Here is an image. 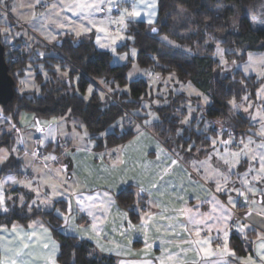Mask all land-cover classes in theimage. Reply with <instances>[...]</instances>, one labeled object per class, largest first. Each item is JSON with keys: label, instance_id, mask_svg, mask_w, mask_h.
Segmentation results:
<instances>
[{"label": "crops", "instance_id": "0c3cea01", "mask_svg": "<svg viewBox=\"0 0 264 264\" xmlns=\"http://www.w3.org/2000/svg\"><path fill=\"white\" fill-rule=\"evenodd\" d=\"M102 3L110 6L111 15L106 10L95 13L96 7L103 9ZM62 4L65 22L53 27L94 20L115 24L117 31L125 32L128 24L153 25L157 19V0H103L89 14H83L82 3L71 0L66 7ZM96 35V29L71 28L59 40H88L97 49ZM59 119L37 120L30 114L20 115L17 128L29 125L36 134L29 154L35 174L39 166L53 167L54 171L41 181L42 193L38 195H43L42 203L39 198L35 202L36 192L30 187L32 183L37 186L35 176L28 172L25 181L20 180L22 173L8 172L0 180L1 213L23 206L27 211L52 209L61 221V234L90 243L100 255L113 258L115 264H264V210L252 204L254 195L260 204L264 203V194L257 191L263 181L251 182L250 190L234 182L235 193H228L226 185L223 192H218L212 181L194 172L191 161L199 159L178 154L148 128L139 125L123 144L94 151L92 144L62 141ZM48 144L58 150H46ZM36 145L42 148L40 158L33 155ZM127 187H132L145 204L137 223H132L115 202L114 196ZM12 192L15 194L9 196ZM20 192L23 197L18 206ZM59 201L64 211L53 208ZM239 204L243 219L233 217L231 211ZM231 232L243 239L251 234L249 253L236 256L229 249ZM209 233L226 237V242L218 243L221 239L213 236L209 239ZM58 255L59 245L42 222L0 228V264H59Z\"/></svg>", "mask_w": 264, "mask_h": 264}, {"label": "trees", "instance_id": "16d2710c", "mask_svg": "<svg viewBox=\"0 0 264 264\" xmlns=\"http://www.w3.org/2000/svg\"><path fill=\"white\" fill-rule=\"evenodd\" d=\"M260 4V0H157V19L153 25L144 23L128 24L125 34L129 40L117 51L124 52L129 47L137 50L136 63L148 73L159 75L173 74L181 82H189L199 91L208 95L211 100L205 110V117L211 123L225 128L224 136L243 134L249 121L241 114L230 112L229 101H239L244 94L254 97L258 82L254 77H244L240 71L220 77L217 74L219 65L213 57L215 43L223 46L229 59L243 60L249 51L264 50V28L251 27L245 8ZM240 17L231 31H226L231 19L237 14ZM114 32L117 26L113 27ZM154 30V33L151 31ZM164 35L181 49H173L163 44L158 37ZM1 43V42H0ZM16 45H21L16 42ZM4 48V57L8 74L12 77L13 97L5 105L0 106V114L10 119L17 126L21 114L33 115L37 120L52 118L78 119L84 126L94 151L114 148L129 140L136 132L135 128L114 127L107 129L119 120L128 117L132 111L141 110L142 99L146 97L148 84L143 79L128 81L126 74L130 62L120 66L111 65V55L96 49L91 41L75 42L69 37L59 40L55 46H41L52 50L55 55L38 56L30 60V53H15V60H7L8 47ZM11 55V54H10ZM47 60L66 64L69 67L67 80L58 79L50 70L52 64ZM28 62H44V69L49 79L43 81L36 72L35 82L38 91L19 92L17 81L23 77ZM76 79L75 86L72 85ZM100 83L103 94L95 89L88 98H84L89 85ZM75 88L78 92L75 91ZM159 122L151 126H142L141 116L132 115L133 122L148 128L153 135L167 147L172 148L184 157L204 158L210 150V137L216 136L215 128L206 132L195 129L192 121L189 127H183L179 118L171 114L172 109H158ZM181 129V132L178 131ZM13 132L0 136V149L8 148L13 143ZM46 150L56 152L58 147L51 144ZM42 152V148H41ZM20 161L9 157L0 170V180L8 172L18 173L16 169ZM116 204L127 212L129 220L137 223L145 210L142 199L137 198L132 187H127L115 196ZM61 201L56 202L54 209L64 211ZM39 221L49 227L51 234L59 245V264H115L111 257L97 253L92 245L75 237L65 236L59 232L60 219L53 210L43 211L23 206L8 213L0 212V228H9L14 224L22 227ZM249 236L243 239L237 232H231L228 247L236 256H244L250 252Z\"/></svg>", "mask_w": 264, "mask_h": 264}, {"label": "rangeland", "instance_id": "374dc122", "mask_svg": "<svg viewBox=\"0 0 264 264\" xmlns=\"http://www.w3.org/2000/svg\"><path fill=\"white\" fill-rule=\"evenodd\" d=\"M75 3H82L83 14L93 13V7L97 6L103 0H73ZM65 7L70 4L71 0H0V42L2 45H11L20 42L24 52L30 53L29 59H35L36 56L42 58L46 55H55L52 50L40 48L41 46L51 47L58 44L59 38L64 37L71 28L77 30L96 29V47L98 50L108 52L112 59L111 65L120 66L130 62V69L126 74L128 81L143 79L148 84L146 97L142 99L141 110L132 111L125 119L119 120L116 124L110 126L107 132H111L114 127L133 129L138 127V123L133 122L132 115L144 117L140 119L142 126L151 128L153 124L159 122L158 109L170 108L171 114L179 118V123L183 127H189L194 121L195 129L206 132L209 128H215L216 136L210 137V150L205 159L192 160L191 166L194 172L201 178H207L214 184V190L223 192L225 185L228 193L237 190V184H241L243 189L250 190V183L261 180L264 183V50L249 51L245 54L243 60L229 59L226 49L215 43L213 57L217 60L219 69L217 74L220 77L231 75L233 72L240 71L244 77H254L258 86L254 91V97L250 98L249 94H244L239 101H229L230 112L241 114L249 121V126L240 136L229 134L224 136L226 131L224 127L216 123L209 122L205 117V110L210 105L211 100L205 93L199 91L189 82H181L173 74L159 75L158 73H148L145 69L139 67L136 63L137 50L129 47L124 52H118L117 49L129 40L128 36L121 29L116 32L111 31L115 24L98 21H82L69 23L66 25L55 26L60 22H65V16L61 6ZM102 8L108 14H112L110 6L102 3ZM95 13L99 14V7L95 8ZM124 12H126L124 10ZM245 13L249 19L251 27L254 29L264 28V0L260 4H253L245 8ZM124 14V13H123ZM124 16V15H123ZM240 17L237 13L227 27L226 31H231L232 25L236 24ZM68 29V30H67ZM65 31V32H64ZM158 39L165 45L173 49L181 47L169 40L166 36L161 35ZM185 50V49H181ZM7 51V50H6ZM52 64L50 70L56 73L58 79L67 80L69 67L66 64L45 61ZM44 62H28L24 70L23 77L17 81L16 90L19 92L38 91V85L35 82L36 72L40 73L43 81L49 79L47 71L44 69ZM76 79H73L72 85L75 86ZM96 86L89 85L83 94L88 98L93 89L102 93L100 83ZM75 91L78 92L75 88ZM60 121L59 136L62 141L70 140L73 145H90L87 132L83 124L75 118ZM69 127V128H68ZM32 126H14L10 119L0 114V136L3 133L13 132V143L8 147L0 149V170L9 157H14L20 161L17 172L22 173V179L30 172L35 176L37 186L30 184V187L36 192L35 202L42 203L43 200L38 194L42 193L41 182L47 177L48 172L54 171L53 167L49 169L38 168L32 169V160L29 156L32 148L33 138L36 135L31 130ZM181 132V129H178ZM35 142H38L35 140ZM37 144V143H36ZM190 162V161H189ZM38 167V165H37ZM16 175V173H12ZM5 178L3 179V181ZM26 181V179H25ZM21 182V181H20ZM236 187L234 188L235 183ZM223 184V187L221 186ZM264 184L257 188L258 193L264 194ZM11 193L9 196H12ZM17 202L18 206L22 203L23 193H19ZM227 194V193H223ZM230 195L226 196L229 201ZM259 197V196H258ZM259 198L254 195L252 199L253 206H259L264 210V203H259ZM14 201H12V204ZM224 208V206H222ZM0 204V212L2 211ZM209 215V213H206ZM202 216V215H201ZM200 216V217H201ZM207 234V233H205ZM219 238L226 242V237L218 233L208 235L209 239Z\"/></svg>", "mask_w": 264, "mask_h": 264}, {"label": "water", "instance_id": "95a60500", "mask_svg": "<svg viewBox=\"0 0 264 264\" xmlns=\"http://www.w3.org/2000/svg\"><path fill=\"white\" fill-rule=\"evenodd\" d=\"M151 33L155 34L152 30ZM14 82L8 74V67L4 57V48L0 43V106H5L13 97Z\"/></svg>", "mask_w": 264, "mask_h": 264}, {"label": "built area", "instance_id": "2783aa9c", "mask_svg": "<svg viewBox=\"0 0 264 264\" xmlns=\"http://www.w3.org/2000/svg\"><path fill=\"white\" fill-rule=\"evenodd\" d=\"M104 9H99V13H104ZM111 31H114L113 28H111ZM22 47L20 45H16V44H11L9 47H8V50L6 51L7 53V60L9 62H13L15 60V53H20L22 52ZM11 54V55H10ZM37 143V142H36ZM33 155L36 157V158H40L42 156V152H41V147L39 145H36L35 149L33 150ZM242 205H237L235 208H232L231 211H232V214H233V217L239 219H243L242 218ZM222 241H218V243H221Z\"/></svg>", "mask_w": 264, "mask_h": 264}, {"label": "snow or ice", "instance_id": "6c2138e0", "mask_svg": "<svg viewBox=\"0 0 264 264\" xmlns=\"http://www.w3.org/2000/svg\"><path fill=\"white\" fill-rule=\"evenodd\" d=\"M133 14L135 15V14H137V13L134 12Z\"/></svg>", "mask_w": 264, "mask_h": 264}]
</instances>
